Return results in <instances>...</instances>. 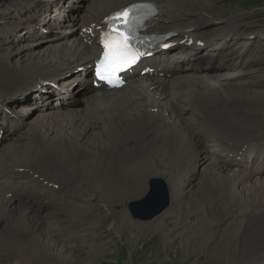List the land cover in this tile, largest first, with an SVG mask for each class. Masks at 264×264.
Listing matches in <instances>:
<instances>
[{
	"label": "bare ground",
	"instance_id": "obj_1",
	"mask_svg": "<svg viewBox=\"0 0 264 264\" xmlns=\"http://www.w3.org/2000/svg\"><path fill=\"white\" fill-rule=\"evenodd\" d=\"M59 1L53 3L59 2L53 12L57 19L43 16L51 1L16 4L23 13L31 12L32 20L42 14L41 24L55 26L57 33L38 45L23 31L19 35L21 43L28 38L26 43L0 52L6 58L0 56V130L5 131L0 140V264H82L66 243L99 224L88 202L118 209L161 174L168 178L170 206L152 224L173 221L162 228L167 251L185 246L187 258L194 241H202L194 250L207 248L208 254L198 264H264V90H258L264 86L248 78L240 82L243 71L231 69L223 47H213L219 42L184 59L160 54L127 72L122 89L94 88L78 106L60 99L72 94L75 83L79 92L84 85L78 82L93 85L90 62L99 53L84 44L81 30L100 12L150 2L157 15L146 28L151 34L171 32L176 40L242 37L239 18L231 14L219 20L208 13V19L187 22L204 15L209 0H70L67 4L77 2L72 6L80 9L77 14H66L65 0ZM66 20L76 23L74 36ZM8 28L0 31L4 41L19 30L12 24ZM60 31L61 41L54 37ZM256 33L263 37L264 28ZM13 56L21 58L18 65H9ZM25 64L33 65L19 68ZM145 68L151 73L142 72ZM37 95L42 106L31 104ZM52 97L55 104L49 102ZM11 107L14 118L2 116ZM37 107L46 110L27 121ZM190 189L199 192L195 200L202 197L200 202L185 204ZM54 206L63 211L54 212ZM65 216L72 222L63 226ZM205 220L213 230H201ZM125 222L118 218L114 227L124 245L135 246L141 235H133Z\"/></svg>",
	"mask_w": 264,
	"mask_h": 264
},
{
	"label": "rangeland",
	"instance_id": "obj_2",
	"mask_svg": "<svg viewBox=\"0 0 264 264\" xmlns=\"http://www.w3.org/2000/svg\"><path fill=\"white\" fill-rule=\"evenodd\" d=\"M38 1L44 2L46 4L49 1H51L52 4H50V5H53V3L56 2V0H36V1H34V0H2V1H0V31L6 30L8 28V26L11 24L14 26V28L19 27V30H15V32L9 33V34H13V35L9 36L8 41L7 40L4 41L5 38H2L0 36V49H1L0 52L1 53H4L8 49H13V51L16 49L18 50V47L20 45L26 43L28 38H24L23 41H25V42L21 43V40L23 39L24 36L19 35V34L23 31L28 34L27 36L31 37V39L33 40V43L38 44V45L42 43V41H43L42 37L44 38L46 35L51 34L52 38H53V34L57 33V32H54L55 26L53 27V25L50 26V25H46V24H41L42 14H41V17L40 16L35 17L34 20L36 22H33L34 20L30 19V16L32 14L31 12L26 14V13H23L24 9L17 8V5L31 4L32 2L38 3ZM69 1L70 0L64 1V7H65L64 10H66L65 13L68 14L70 11L72 13V11L76 10V12L72 13V14H77L79 12L78 10H80V9L73 8L74 5L77 6V4H76L77 2H74V4H72V3L67 4ZM209 1H212L211 6L207 9V12H205L204 15L203 14L199 15L195 19H192L190 21L188 20L187 22H191V21L196 20V19H201V20L208 19V18H206V16H208V13L211 14L209 16H212V17L215 16L216 17L215 19H219V20H221L222 18H225V17H230L231 14H233L234 16L237 17V19L239 18L238 19V23H239L238 31L241 35H243L242 37H244V36L257 37L256 32L258 30L264 28V0H209ZM59 2L56 5L51 6L50 9L43 16L54 15L56 19L59 18V16H57L58 13H56V14L53 13L55 10V7L59 4ZM46 4H41V5H46ZM80 6H82V5H78V7H80ZM22 7H24V6H22ZM24 8L26 10V7H24ZM62 11L63 10H61V13H62ZM70 17H72V15L71 16L69 15V18ZM9 20H11V21H9ZM51 20H53V18H51ZM70 20H68V21L66 20L65 24L66 25L67 24H73L71 27H69V29L72 31V35L74 36V33L77 30V28H76L77 25H76V23H72V21H70ZM58 22H59V19L56 21L55 25H57ZM32 24H34L35 26H31ZM37 26H39V27L41 26L43 29L40 30V28H38ZM12 30H14V29H12ZM63 31L65 32L66 30H63ZM61 34H62V31H60L58 34L54 35V37H56L57 40L61 41V40H63V38H65V37H62ZM246 34H248V35H246ZM251 34H253V35H251ZM2 36H4V35H2ZM258 38H260V36ZM262 38H264V36ZM263 50H264V45H258L253 51H251V54H252L251 57L252 58L258 57L257 52H261ZM16 54H17V52H16ZM0 56H2V54H0ZM28 56H26V57L28 58ZM2 57L4 59H6L4 56H2ZM13 57H12V61H10L11 63H9V65H18L21 58H16L17 56L14 58ZM22 62L26 63L29 61H27V59H26ZM193 63H195L194 60H193ZM197 63H199V61H197ZM253 64H255L254 61L252 62L251 65H249V67L247 69H244L243 73H240L241 74V76L239 75L240 82L241 81L243 82L244 80H247V78H248V81H250L251 83H254L256 78H253V79H250V78L257 77L258 83L262 87V86H264V83L262 82L263 81L262 77L264 75V59L262 60L261 64H258L259 69L253 70V68H252ZM28 65L32 66L33 64H25L23 66H20L19 68H24V67H27ZM44 65H47V64H44ZM237 69H239V68H237ZM237 69L233 68V71L239 72ZM235 70H237V71H235ZM246 71H249V73H246ZM58 75H61V73ZM260 79H262V81H260ZM78 83H80L81 85H84L83 89L81 88V90L79 92L77 89L78 86H76L77 83H75V85L73 84L74 87H73L72 94L69 97L66 96L64 98H60L62 101L65 102L64 104H66V102H69L68 100L70 99L71 101L74 102V103L72 102V105L75 104L78 106L82 102L81 101L82 98L85 97L86 95L88 96L90 94L89 90H92V91L94 90V87L89 83H85V82H78ZM244 84H245V86L247 85L246 83H244ZM51 85H53V83ZM51 85L49 87H51ZM123 87L121 85V86L115 87V89H122ZM115 89H113V90H115ZM258 90H264V88H259ZM109 91H111V90H109ZM38 99H39V96L37 95V97L35 99H33V102L31 104L36 103L37 106H42L43 104L41 103V101H43V98L40 100H38ZM52 100L54 102L53 97H52V99L49 100V102L51 104H55V102L54 103L51 102ZM15 107H17V106H15ZM15 107H11L10 110L7 109L5 111V114H2V116L8 114L9 116L12 117L13 114L11 111L16 109ZM18 107H19V105H18ZM42 110L45 112L46 109L41 108V107H39V108L37 107L28 116V118H26V120L29 121V120L33 119L35 117V115L43 113ZM12 118H14V117H12ZM18 133L19 132H16L15 134H18ZM4 134H5V131L2 132V136H1L2 140H3ZM209 160L210 159H207L205 161V164H208L210 162ZM157 166H158V164H157ZM203 167L204 166L200 165L198 170L195 172V174H194L195 181L199 180L198 178L201 177L199 170L200 169L202 170ZM160 176L161 177H159V179H162V180L168 182L167 177H165L162 174ZM147 182H148V180L144 183L145 188L143 187L144 191H142L143 192L142 194L140 192L139 195H133L131 198H127L128 199L127 202L121 201L118 209L113 207V206H108V207H105L103 205L98 206V205H95L94 202H88V204L91 207H93V209H94V212H93L94 215L93 216L99 218V222H98L99 224H97L96 226H94L92 228L86 227L87 232L84 235L80 234L78 238H75V239L71 240L69 243H66L67 244L66 246L69 247V250H70L72 256L75 258V260L80 261L82 264H198L200 262V259L202 258V256H205L208 254L207 248H202L200 250H194L195 247L197 248V246L199 244L200 245L202 244V241H201V243H199L200 242L199 241L197 244H195V241H194V244H192L191 245L192 247H190L191 251H190V254L187 256V258L184 257V253L182 252L184 250L185 246L184 247H181L180 245L174 246L172 249L167 251V246L163 243L164 241L166 242V239L163 235L162 228L166 227V225L169 226L171 223H173V221L170 220V218L169 219L166 218L164 220V222H166L167 224L162 223V220H159V222H157L156 224H152V223H154L153 221L148 222V223H146V222H140L139 223V222L133 221L130 218L129 213L127 211L128 202H130V201L132 202L134 200H139V199L143 198V196L145 195V192L147 190V185H146ZM201 182H202V184H205V182H203L202 179H201ZM137 188L140 189V184H139V186L136 187L135 190H137ZM205 188H206V186L204 187V189ZM190 190L191 191L186 193L187 196H185V200H184L185 204H188V203L193 202V201L194 202H200L202 197H199L200 199L198 198L197 200H195L197 198V196L199 195V192H196V191L193 192L192 189H190ZM197 191H199V189H197ZM11 196H13V195H11ZM127 197H129V196H127ZM52 208H53L54 212L57 210H58L57 212L63 211V210H59V208H60L59 206H54ZM107 208H109V209L106 210ZM207 209H209V208H207ZM38 213L40 214L41 212L39 211ZM86 216L88 217V215H86ZM117 217L120 219L121 218L125 219V221H127L125 223L128 227L130 226L129 228L131 229L133 235L134 234L138 235V233H140L141 236H138L139 242L137 245L132 246L130 244H127V245L123 244V243H126L124 236L120 233V231L116 227H114L115 226V220L118 219ZM87 219L89 220V218H87ZM60 221H61L60 224H62L63 226H66L72 222L71 216H69V217L65 216V217L61 218ZM213 221H211V222H213L214 224L218 223L216 217H214ZM202 222L203 221H201V223H199V224H200V228L203 232H205L206 230L210 231V230L214 229L213 225H210L211 223H209V221H208V224H207L206 220L204 221L205 224H203ZM135 223H137V224H135ZM145 224H147V225L145 226ZM155 226L157 227V229H155L156 228ZM141 227H145V228L142 229ZM150 227H153V228L150 229ZM207 227H208V229H207ZM114 229H115V231H114ZM147 229H148V231H147ZM201 234L202 233H200V237L202 239H205ZM50 235H51L50 239L52 238V240H53V231H52V234H50ZM62 236L63 237H60L61 239L65 238L64 235H62ZM57 237H58V235H57ZM163 237H164V241H163ZM189 241H191V238ZM57 244H58V247L65 245V244L59 243V242ZM178 248H179L180 255L176 253ZM180 258H181V260H179ZM203 259H204V257H203Z\"/></svg>",
	"mask_w": 264,
	"mask_h": 264
},
{
	"label": "snow or ice",
	"instance_id": "obj_3",
	"mask_svg": "<svg viewBox=\"0 0 264 264\" xmlns=\"http://www.w3.org/2000/svg\"><path fill=\"white\" fill-rule=\"evenodd\" d=\"M136 5L130 8H125L121 12L115 14L112 19L120 21L127 26L130 23V13ZM132 36L120 29V25L116 24L111 26L101 38V43L105 49L104 59L102 61L103 72L98 71L101 79H108L114 76L122 68L127 67L134 63L139 57L140 53L133 51L130 48Z\"/></svg>",
	"mask_w": 264,
	"mask_h": 264
},
{
	"label": "water",
	"instance_id": "obj_4",
	"mask_svg": "<svg viewBox=\"0 0 264 264\" xmlns=\"http://www.w3.org/2000/svg\"><path fill=\"white\" fill-rule=\"evenodd\" d=\"M93 62H90V66ZM147 194L140 200L132 201L128 211L133 220L149 221L169 206L167 183L159 178L150 179Z\"/></svg>",
	"mask_w": 264,
	"mask_h": 264
}]
</instances>
